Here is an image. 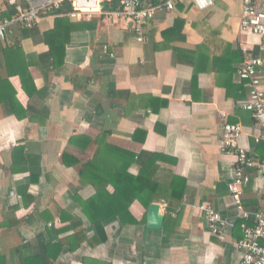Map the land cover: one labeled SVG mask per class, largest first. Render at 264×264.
Listing matches in <instances>:
<instances>
[{"label":"crops","instance_id":"1","mask_svg":"<svg viewBox=\"0 0 264 264\" xmlns=\"http://www.w3.org/2000/svg\"><path fill=\"white\" fill-rule=\"evenodd\" d=\"M241 13L242 0L206 8L184 0L156 14L139 41L129 19L55 12L0 38V264H239L243 219L229 190L236 157L220 150V111L242 125L240 144L264 158L254 139L261 130L242 107L249 87L237 74L244 47L258 53L259 39L240 31ZM112 147L129 160L153 154L159 180L177 178L184 194L156 202L168 203L161 229L149 228V207L134 201L138 222L107 219L108 239L94 246L80 201L96 191L81 171ZM250 175L244 207L264 213V174ZM208 204L224 222L217 234Z\"/></svg>","mask_w":264,"mask_h":264},{"label":"built area","instance_id":"2","mask_svg":"<svg viewBox=\"0 0 264 264\" xmlns=\"http://www.w3.org/2000/svg\"><path fill=\"white\" fill-rule=\"evenodd\" d=\"M184 0H0L3 9L14 6L16 11L0 20V38L5 40L12 26L23 25L34 27L42 18V12L55 11L66 6L71 10L66 15L75 19L89 18L94 15L109 20L129 19L139 41L144 40L145 25L156 14L175 10L177 4ZM200 8H206L214 0H191ZM2 10V9H1ZM240 31L254 35L259 39L258 53L244 47V61L238 70V78L245 81L249 87L248 98L242 107L250 111L256 119L261 132L255 135V142H264V1L242 0ZM222 133L220 150L224 154H233L236 159L233 164V178L229 183L238 217L243 219V237L237 242L241 252L239 264H264V213L250 212L243 204L244 187L251 180L250 171L258 170L264 174V158L253 154L250 148L240 144L243 127L240 123L229 121V113L220 111ZM164 207L166 201L161 202ZM213 233L221 232L224 225L222 216L212 205H203Z\"/></svg>","mask_w":264,"mask_h":264},{"label":"trees","instance_id":"3","mask_svg":"<svg viewBox=\"0 0 264 264\" xmlns=\"http://www.w3.org/2000/svg\"><path fill=\"white\" fill-rule=\"evenodd\" d=\"M69 10H71L70 5L59 10L42 12V15L55 12L66 13ZM15 11L14 6H9L5 9V14L0 20L5 16L14 14ZM59 20L57 19L58 23ZM58 23L56 27L59 26ZM55 34L56 32H53V35ZM52 51H54L53 48ZM112 148L115 149V154L111 152L103 155L105 150H98L82 166L81 171V181L93 185L96 191L89 199L80 201L82 210L96 228L95 237L89 241L94 246L105 243L108 239L104 225L107 219L117 217L119 223L123 224L128 223L127 220L131 218L134 223L138 222L130 212V207L134 201L139 200L146 207H149L152 203L162 199L171 201V199L176 198L181 201L184 194L183 184L178 183L177 178L171 185L159 180L156 174L157 162L152 161L153 154H148V158L133 154V158L129 160L124 151L115 147ZM108 150H111L110 146H108ZM68 158L69 155L65 154L64 159L68 164H74L78 161L75 159L72 162H67ZM135 163L139 164V170L136 172L131 170ZM110 186L113 187V192L109 190ZM167 219L171 220L168 214L166 215Z\"/></svg>","mask_w":264,"mask_h":264},{"label":"water","instance_id":"4","mask_svg":"<svg viewBox=\"0 0 264 264\" xmlns=\"http://www.w3.org/2000/svg\"><path fill=\"white\" fill-rule=\"evenodd\" d=\"M165 214L159 203H152L148 208V226L151 229H161L164 226Z\"/></svg>","mask_w":264,"mask_h":264}]
</instances>
